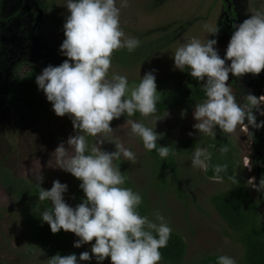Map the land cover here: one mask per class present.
Here are the masks:
<instances>
[{"label": "clouds", "instance_id": "1", "mask_svg": "<svg viewBox=\"0 0 264 264\" xmlns=\"http://www.w3.org/2000/svg\"><path fill=\"white\" fill-rule=\"evenodd\" d=\"M126 6L127 0H121L120 7L116 0H67L69 14L63 25L65 39L60 45V53L67 59L58 66L48 65L36 76L38 90L44 92L54 113L61 117L67 114L77 133L67 139L68 147L64 143L56 147L51 166L81 181L79 187L84 193L83 201L72 207L64 200L67 184L54 180L50 189L40 187L38 199L51 205L40 217L54 234L61 230L74 233L79 238L73 245L76 248L95 241L91 255L84 251L79 261L95 258L97 264H102L110 258L111 264H159L160 249L167 246L172 228L159 210L153 213L154 220L140 215L141 195L123 186L126 178L114 161L122 156L134 162V152L123 143H115L116 150L112 152L101 148L113 132L111 121L122 115L133 117L137 112L146 118L157 110L155 70L132 85L126 76L109 77L114 51L127 48L131 53L139 46L138 39L124 38L120 27V10ZM234 28L223 58L214 47L216 39L201 43L196 38L177 48L172 56L176 69L186 70L195 80L204 82L205 99L194 106L193 118L197 122L193 128L211 137L216 136L217 127L222 133L232 134L238 125H246L245 120L254 128L264 127V121L257 123L253 114L256 109L264 115L260 109L264 102L254 93V83L257 87L263 81L264 11L256 10ZM209 31L216 34L219 29ZM226 61L231 63L226 65ZM229 73L235 77L250 73L253 90L242 103L227 83ZM122 127L139 137L145 150H155L162 159L169 156V146L158 147L160 136L144 123L128 119ZM89 136L95 137L97 143L90 150ZM219 152L227 153L228 147L221 146ZM211 159L207 148L197 146L191 166L207 170ZM226 169L227 165H214L213 179H221L219 174ZM35 179L38 185L42 183V176ZM254 180H248L251 187L264 192V177L258 186ZM48 264H78L77 255L57 254L49 258ZM217 264H236V260L219 255Z\"/></svg>", "mask_w": 264, "mask_h": 264}, {"label": "rangeland", "instance_id": "2", "mask_svg": "<svg viewBox=\"0 0 264 264\" xmlns=\"http://www.w3.org/2000/svg\"><path fill=\"white\" fill-rule=\"evenodd\" d=\"M227 1L230 0H127V6L120 10V27L124 38L138 39L139 44H155L161 37H167L169 42L149 55L140 57L131 52L128 62L126 58L123 62L120 54L117 58L113 55L109 77L112 74L126 76L132 85L138 84L145 73L155 70L157 95L185 85L193 77L188 71L174 67L172 56L177 48L193 38L201 43L216 39L214 47L223 58L234 26L256 10L264 11V0H231L230 5ZM116 3L120 7L121 0H116ZM66 6L67 0H0V161L15 174L32 181L37 182L35 177L42 176V183L39 184L46 190L51 188L54 180L67 184L64 200L75 207L79 204L75 197L77 178L51 166L56 147L61 143L68 147L66 142L69 136L77 134L70 123L71 119L67 114L57 116L43 91L51 112L38 117L30 116L23 106L15 107L16 99L8 95L12 72L22 61L41 66L45 64L47 67L58 66L67 59L60 53V45L65 39L63 25L69 14ZM231 8L232 12H229ZM211 28H218L219 31L211 34ZM230 63L226 61V65ZM262 76L257 93L264 102V71ZM250 78V73L241 77L229 73L227 83L238 102H244L243 98L253 90ZM260 109L264 110V104L260 105ZM193 112L194 109L187 114L172 110L159 118L133 120L144 123L156 133L188 137L199 133L193 128L197 122ZM256 117L259 122L264 121V115H260L258 110ZM124 124L125 121L111 122L113 132L101 148L112 152L116 150L115 143H123L134 152V162L122 156L118 159L124 167L122 174H125L134 190H146L150 203L149 219L154 220L153 213L159 210L172 230L183 237L187 244L184 263L209 254L227 255L233 257L236 264L242 263L241 244L233 239L231 229L209 200L212 193L225 190L228 184L207 178L204 170L191 166L192 156H186L180 157L178 162L181 193L178 186L172 187L173 181L166 189L156 188L151 184L150 161L142 141L131 135L128 127H122ZM246 125H238L232 136L241 151L243 166L250 180L254 177L253 165L260 150L253 144ZM261 138L264 150V127H261ZM93 146H97L95 137ZM261 158L264 160V154H261ZM261 212L264 216V206ZM69 236L73 243L79 239L72 232H69ZM94 242L81 247L91 255V244ZM30 243L19 207L0 185V264H48L38 247L33 246V251L28 252ZM78 264H97V261L93 258L79 261ZM102 264H111L110 258H105ZM159 264L164 263L160 261Z\"/></svg>", "mask_w": 264, "mask_h": 264}, {"label": "trees", "instance_id": "3", "mask_svg": "<svg viewBox=\"0 0 264 264\" xmlns=\"http://www.w3.org/2000/svg\"><path fill=\"white\" fill-rule=\"evenodd\" d=\"M230 1H227L229 5ZM228 10L232 12V8ZM169 37H172V34H169ZM166 39L167 37H161L155 44L141 43L132 53L140 57L149 55L160 46L168 43L169 38ZM129 53L127 48H121L114 51L113 55L117 58L120 54L119 57L122 58V61L124 62L126 58L128 62ZM45 67V64L41 66L27 64L26 61H22L12 72L10 78L11 86L8 90L9 97L16 99L15 107L23 106L27 110V113L33 117L42 116L51 112V108L44 98L42 90H38L35 82L36 76ZM203 84V81L198 82L193 78L181 87L157 95V110L152 116L145 118L137 112L133 117L122 115L119 119H114L111 122L126 121L128 119L146 121L164 116L172 110L187 114L194 109L195 104L205 99ZM258 90V87H256L254 93ZM255 110L253 109V114ZM256 119L257 123H259L257 117ZM70 123L72 125L71 121ZM245 124H247V120H245ZM248 127L253 144L256 148L258 147L261 154H264L261 128L257 129L251 125H248ZM215 131V137L201 133L188 137L177 134L168 136L167 134L158 132L157 134L160 136L157 140L158 147L169 146L170 154L167 158L162 159L155 150L149 152L144 149L150 161L151 184L158 189H166L169 183L173 181L172 187L177 188L178 186V192L181 193L178 177L180 173L178 166L179 158L192 156L197 146L207 148L212 154L209 166L207 170H204L207 178L217 180L213 179L216 175L213 171V166L216 164L227 165L226 171L219 174L221 177L219 180L225 181L228 187L225 190L212 193L209 197L210 203L228 228L231 229L233 239L239 242L243 248V259L240 264H264V216L261 212L264 206V192H258L256 189H252L248 181L249 177L246 168L243 166L241 151L232 134L222 133L218 127ZM93 139L94 137H87L89 150L92 147ZM224 145L228 147V152L221 154L219 148ZM256 158L257 161L253 168L258 179V186L260 179L264 177V160L261 156H256ZM116 165L124 173V167L119 160H116ZM123 175L126 178L125 174ZM230 177H236V182H233ZM80 183L81 181L77 179L75 197L78 203H81L84 199V193L79 187ZM0 185L19 207L20 217L26 224L28 237L31 242L28 252L31 253L33 251V246L38 247L44 253L47 261L50 257L57 254L61 256L76 254L79 262L80 253L86 251V249L83 247H74L69 232L61 230L58 233H52L50 226L46 222H43L40 217L45 209L51 207L49 201H40L38 199L40 187L45 189L41 184L38 185L35 181L15 174L0 161ZM123 186L138 192L133 189L131 182L127 178ZM138 193L142 197V203L138 207V211L142 216H149L150 203L149 198H147V192L144 189ZM186 250L187 244L183 237L172 230L167 246L160 249L161 261L164 264H217L218 254H209L196 261L184 263Z\"/></svg>", "mask_w": 264, "mask_h": 264}, {"label": "built area", "instance_id": "4", "mask_svg": "<svg viewBox=\"0 0 264 264\" xmlns=\"http://www.w3.org/2000/svg\"><path fill=\"white\" fill-rule=\"evenodd\" d=\"M254 115L256 116V112H254ZM257 156H261V152H260V155H257ZM256 160H257V158H256ZM253 172H254V168H253ZM254 178H255V180L253 182L257 185L258 179L256 178L255 172H254Z\"/></svg>", "mask_w": 264, "mask_h": 264}]
</instances>
